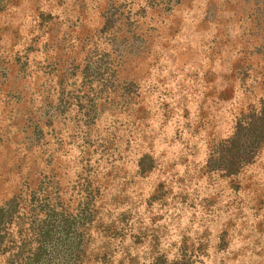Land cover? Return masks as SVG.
Listing matches in <instances>:
<instances>
[{"label":"rangeland","instance_id":"1","mask_svg":"<svg viewBox=\"0 0 264 264\" xmlns=\"http://www.w3.org/2000/svg\"><path fill=\"white\" fill-rule=\"evenodd\" d=\"M0 264H264V0H0Z\"/></svg>","mask_w":264,"mask_h":264}]
</instances>
